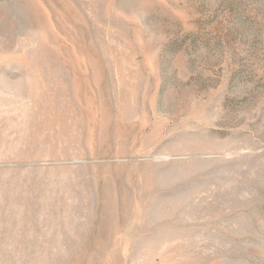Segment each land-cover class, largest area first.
Wrapping results in <instances>:
<instances>
[{"label":"rangeland","instance_id":"1","mask_svg":"<svg viewBox=\"0 0 264 264\" xmlns=\"http://www.w3.org/2000/svg\"><path fill=\"white\" fill-rule=\"evenodd\" d=\"M0 264H264V0H0Z\"/></svg>","mask_w":264,"mask_h":264}]
</instances>
